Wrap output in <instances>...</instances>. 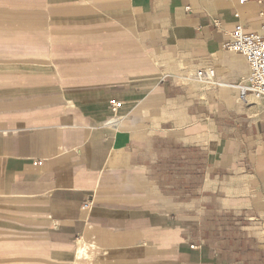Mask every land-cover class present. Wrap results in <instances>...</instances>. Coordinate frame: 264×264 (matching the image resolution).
Segmentation results:
<instances>
[{"label":"crops","instance_id":"1","mask_svg":"<svg viewBox=\"0 0 264 264\" xmlns=\"http://www.w3.org/2000/svg\"><path fill=\"white\" fill-rule=\"evenodd\" d=\"M261 11L0 0V264H264V97L224 46Z\"/></svg>","mask_w":264,"mask_h":264},{"label":"built area","instance_id":"2","mask_svg":"<svg viewBox=\"0 0 264 264\" xmlns=\"http://www.w3.org/2000/svg\"><path fill=\"white\" fill-rule=\"evenodd\" d=\"M245 1L247 0H241V2ZM258 1L264 19V0ZM224 46L226 49L243 54L249 64V74L238 85L240 100L248 102L251 95L264 97V21L257 32H247L241 24L236 25ZM196 76L206 82L211 81L215 76V68L198 70ZM110 104L115 109L123 105L115 98L110 99Z\"/></svg>","mask_w":264,"mask_h":264},{"label":"rangeland","instance_id":"3","mask_svg":"<svg viewBox=\"0 0 264 264\" xmlns=\"http://www.w3.org/2000/svg\"><path fill=\"white\" fill-rule=\"evenodd\" d=\"M239 95H240V92H239ZM239 99H240V97H239ZM241 101V100H240Z\"/></svg>","mask_w":264,"mask_h":264}]
</instances>
